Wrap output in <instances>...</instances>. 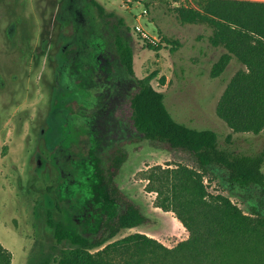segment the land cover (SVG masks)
Here are the masks:
<instances>
[{
	"label": "rangeland",
	"instance_id": "374dc122",
	"mask_svg": "<svg viewBox=\"0 0 264 264\" xmlns=\"http://www.w3.org/2000/svg\"><path fill=\"white\" fill-rule=\"evenodd\" d=\"M98 1L124 18L120 33L132 47L135 75L164 93L175 120L214 129L222 145L242 152L264 145V128L238 132L217 114L231 76L243 66L232 57L212 75L226 50L208 43L204 24L178 18L175 8L192 0ZM139 34L156 41L167 35L177 49L150 50ZM114 36L89 0H0V242L12 252V264H55L54 245L75 247L56 243L49 211L55 222L90 233L103 212L114 210L101 184L99 153L116 132L114 108L136 87ZM125 147L128 157L116 180L151 222L122 229L105 244L144 233L172 247L188 231L173 211L156 206L147 175L156 165L196 169V162L147 140ZM202 181L207 199L219 195L246 212L243 192L218 172Z\"/></svg>",
	"mask_w": 264,
	"mask_h": 264
},
{
	"label": "trees",
	"instance_id": "16d2710c",
	"mask_svg": "<svg viewBox=\"0 0 264 264\" xmlns=\"http://www.w3.org/2000/svg\"><path fill=\"white\" fill-rule=\"evenodd\" d=\"M89 2L112 27L115 51L136 87L114 108L116 132L99 153L101 184L114 210L103 212L90 233L64 221L55 222L49 211L47 224L53 228L56 243L75 246L54 245L55 264H264V145L255 152H242L222 145L214 129L175 120L164 93L135 75L132 47L120 33L126 26L124 18L107 11L98 0ZM175 11L182 22L204 24L210 30L208 43L226 50L214 63L213 76L222 73L232 57L242 64L231 76L216 110L233 130L258 133L264 128V2L192 0ZM139 35L150 50L174 51L178 46L167 35L158 41ZM142 140L169 152L186 153L197 165L196 169L156 165L147 175L148 188L156 192V206L173 211L188 231V237L172 247L144 233L105 244L122 229L151 222L116 180L128 157L125 145ZM211 171L243 192L246 212L225 197L207 199L202 176ZM12 258L0 242V264H12Z\"/></svg>",
	"mask_w": 264,
	"mask_h": 264
},
{
	"label": "crops",
	"instance_id": "0c3cea01",
	"mask_svg": "<svg viewBox=\"0 0 264 264\" xmlns=\"http://www.w3.org/2000/svg\"><path fill=\"white\" fill-rule=\"evenodd\" d=\"M250 1H261V2H264V0H250ZM180 222V221H179Z\"/></svg>",
	"mask_w": 264,
	"mask_h": 264
}]
</instances>
